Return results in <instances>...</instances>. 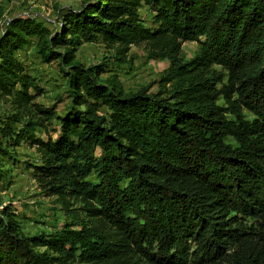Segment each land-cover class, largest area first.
Returning <instances> with one entry per match:
<instances>
[{"label":"trees","instance_id":"trees-1","mask_svg":"<svg viewBox=\"0 0 264 264\" xmlns=\"http://www.w3.org/2000/svg\"><path fill=\"white\" fill-rule=\"evenodd\" d=\"M98 41L119 63L143 44L169 60L167 90L126 93L107 64L77 60ZM188 41L200 46L191 60ZM32 48L58 62L63 112L35 102ZM4 102L0 181L29 144L35 179L69 217L26 235L2 205L0 264H264V0H87L55 32L13 18L0 35Z\"/></svg>","mask_w":264,"mask_h":264},{"label":"rangeland","instance_id":"rangeland-1","mask_svg":"<svg viewBox=\"0 0 264 264\" xmlns=\"http://www.w3.org/2000/svg\"><path fill=\"white\" fill-rule=\"evenodd\" d=\"M86 1L0 0V35L8 23L16 17L35 18L55 32L61 29L63 15L70 10H80ZM143 13L145 14V11ZM199 52V44L196 41H188L183 45L181 56L185 60H191ZM28 54L29 70L44 88L43 95L35 102L45 108L55 109L59 113L63 112L71 106L72 100L69 95V87L60 75L58 62L51 64L41 62L36 57L33 48ZM116 56L115 49L98 41L82 45L77 53V60L86 66L107 64L103 78L108 79L116 75L123 84L126 93L148 90L150 94H155L167 90L162 78L170 65L169 60L150 58L145 44L133 46L124 63H119ZM10 108L9 102L0 105V111L3 113L8 112ZM44 122L48 123L47 120ZM42 137L47 139L45 134H42ZM15 152L14 157L4 160L7 176L4 182L0 181V210L2 205L12 206L22 217L21 224L26 235L51 233L55 229L52 225L59 224L58 226H60V223L69 216L62 209L60 198L56 195H48L33 175L32 166L41 162V155L36 148L24 143ZM95 180V175L90 178L92 182Z\"/></svg>","mask_w":264,"mask_h":264}]
</instances>
